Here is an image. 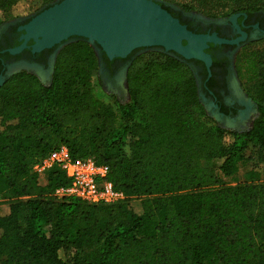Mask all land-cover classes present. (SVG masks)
Masks as SVG:
<instances>
[{"label": "trees", "instance_id": "1", "mask_svg": "<svg viewBox=\"0 0 264 264\" xmlns=\"http://www.w3.org/2000/svg\"><path fill=\"white\" fill-rule=\"evenodd\" d=\"M196 1L236 14L264 9V0ZM16 5L0 0V27ZM242 54L247 81L256 83L257 116L247 130L214 121L190 67L170 55L128 73L126 103L97 96V56L82 39L59 54L49 84L29 73L6 79L0 264H264V49ZM61 146L106 166L127 200L58 199L70 184L59 169L40 185L33 166ZM252 146L256 158L247 155Z\"/></svg>", "mask_w": 264, "mask_h": 264}, {"label": "water", "instance_id": "2", "mask_svg": "<svg viewBox=\"0 0 264 264\" xmlns=\"http://www.w3.org/2000/svg\"><path fill=\"white\" fill-rule=\"evenodd\" d=\"M25 43L12 54L20 53L34 39L35 51L78 38L87 41L109 58H126L140 48L175 49L186 59L202 54L201 47L215 37L187 31L153 0H63L36 15L26 27ZM178 37L191 45L181 47ZM38 72V65L19 63ZM11 75L0 79V87Z\"/></svg>", "mask_w": 264, "mask_h": 264}, {"label": "flooded vegetation", "instance_id": "3", "mask_svg": "<svg viewBox=\"0 0 264 264\" xmlns=\"http://www.w3.org/2000/svg\"><path fill=\"white\" fill-rule=\"evenodd\" d=\"M155 3L166 10L174 20L192 34L215 37L217 40L205 42L204 46L201 47L204 56L198 54L191 59H186L175 49L167 50L164 47L140 48L134 50L126 58L112 59L101 50L98 51L99 63L104 75L114 77L121 71L127 70L132 64L134 55L140 51L160 50L167 55L180 59L190 67L196 81L200 83L206 100L213 102V107L221 118L237 120V114L241 106L234 97L230 85L232 77L237 76L235 58L243 47L253 41L252 35L254 32H257L256 40L264 38V16H260L258 13H237L233 16L234 19L231 20H213L175 10L158 2ZM33 18L11 22L0 33V79L6 78L9 70L19 63H28L49 69L50 65L56 61L62 46L74 39L72 38L41 51L34 50L36 43L34 39H31L20 53H10V50L18 49L26 42L24 27ZM176 41L181 47L191 45L185 37H178ZM103 56H106V60ZM250 120L251 118L248 121Z\"/></svg>", "mask_w": 264, "mask_h": 264}, {"label": "rangeland", "instance_id": "4", "mask_svg": "<svg viewBox=\"0 0 264 264\" xmlns=\"http://www.w3.org/2000/svg\"><path fill=\"white\" fill-rule=\"evenodd\" d=\"M17 5L13 10V17L10 21L5 23L0 27V33L5 26L11 22L24 21L29 18H33L40 12L46 10L47 8L54 6L62 0H16ZM155 2L166 5L175 10H181L185 13L192 14L195 16L206 17L213 20H223V19H234L233 16L235 9L229 7H217L210 5L207 2H199L196 0H153ZM260 16H264V9L258 13ZM257 32H254L252 35L253 41L243 47L235 58V70L237 76H233L230 85L233 91L234 97H236L238 103L240 104L239 112L237 114V120L234 119H223L220 117L219 113L214 109L213 102L211 100H206L204 93L201 89L200 83L195 82V91L197 97L201 100L207 114L216 121L222 127H225L230 130H247L251 127L252 122L257 116V104L252 99V95L255 94L256 86L255 82L247 81V73L244 68V65L241 64L242 56L244 51L252 50H262L264 49V38L256 40ZM78 41V38L70 40L67 44H64L61 48L59 54L65 49L66 46L75 43ZM89 44V43H88ZM95 54L97 56V63L95 70L93 71V80L96 85V94L97 96L104 101L105 103H110V98L115 97L121 103H126L129 99L128 89H127V77L128 73L133 70L137 65L151 60H164L165 53L160 50H143L134 55L132 64L127 70L121 71L119 74L114 77H107L104 75V71L99 63V52L96 47H94ZM58 54V56H59ZM57 56V57H58ZM57 61V59H56ZM56 61L53 62L49 69L43 68V71L38 72L33 68H28L24 65L17 64L11 68L8 74L17 75L22 73H29L35 75L43 84H49L52 80ZM11 77V76H10ZM101 80V82H100ZM247 117V118H246ZM249 118H251L250 121ZM247 155L252 158L257 157V148L252 146L249 148ZM255 161H252L250 165H253ZM221 165V161L213 163V167L218 168ZM247 169H243L237 176L236 181L232 184L233 186L237 183L243 182L244 174Z\"/></svg>", "mask_w": 264, "mask_h": 264}, {"label": "built area", "instance_id": "5", "mask_svg": "<svg viewBox=\"0 0 264 264\" xmlns=\"http://www.w3.org/2000/svg\"><path fill=\"white\" fill-rule=\"evenodd\" d=\"M54 169L62 171L70 182L55 192L58 199L73 198L95 206H114L127 200L109 180V169L98 165L91 157L75 159L67 147L61 146L39 160L32 170L44 186L49 172Z\"/></svg>", "mask_w": 264, "mask_h": 264}]
</instances>
